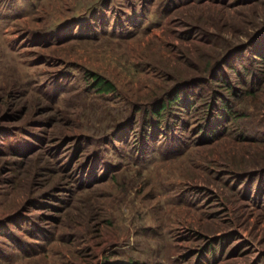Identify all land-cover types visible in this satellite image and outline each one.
Returning <instances> with one entry per match:
<instances>
[{
	"label": "rangeland",
	"instance_id": "rangeland-1",
	"mask_svg": "<svg viewBox=\"0 0 264 264\" xmlns=\"http://www.w3.org/2000/svg\"><path fill=\"white\" fill-rule=\"evenodd\" d=\"M104 260L264 264V0H0V264Z\"/></svg>",
	"mask_w": 264,
	"mask_h": 264
},
{
	"label": "trees",
	"instance_id": "trees-1",
	"mask_svg": "<svg viewBox=\"0 0 264 264\" xmlns=\"http://www.w3.org/2000/svg\"><path fill=\"white\" fill-rule=\"evenodd\" d=\"M258 56H262V55L258 54ZM213 77H216V74ZM218 77H221L220 74L218 75ZM85 78L90 79L91 86L94 89H96V91L99 93H110V92H113L115 90V86L113 85V83L110 80H107L106 78H104L98 74L87 73L85 75ZM213 79H215L216 81H220L216 78H213ZM185 97H188L189 100L194 99L195 100L194 102L196 103V100L198 98H201L202 96L201 95L200 96H191L189 98V96H182L179 92H175L171 96H167V94L163 95L161 98H159L157 101L152 103L149 107H147L146 110L143 112L145 117H144V120L142 123L145 126V132L148 131V127L151 125L158 127L160 124V122H159L160 116L163 113L169 112V109L173 106V104H179L182 99L185 100ZM225 103L226 102H224L222 100V101H220V104L218 105V102L214 100V102L211 103L209 105V107L206 109V111H207L206 115L207 116L205 118L206 119L205 123H206L207 128H204L203 127L204 125L199 126V130L200 129L203 130V128L205 129V131H206V132H204L205 135H208L209 133H211V130L209 128V123L213 119V117L216 116L217 112L220 110V107L222 106V108H223L225 106ZM227 113H228V111H227ZM146 135H147V133H145L144 137L141 140L142 144L146 143V140H147ZM101 264H139V263L133 262V261L110 262V261L104 260V262H102Z\"/></svg>",
	"mask_w": 264,
	"mask_h": 264
}]
</instances>
